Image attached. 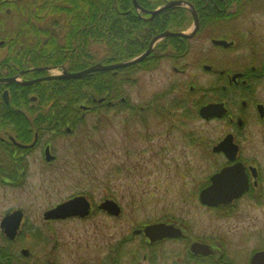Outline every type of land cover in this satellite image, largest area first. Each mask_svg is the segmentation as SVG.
Here are the masks:
<instances>
[{"label":"rangeland","instance_id":"374dc122","mask_svg":"<svg viewBox=\"0 0 264 264\" xmlns=\"http://www.w3.org/2000/svg\"><path fill=\"white\" fill-rule=\"evenodd\" d=\"M224 14L227 18L235 10L230 8ZM138 15L145 21L150 18L140 12ZM188 16L190 24L185 33L193 24L189 12ZM239 16L210 29L201 28L188 41L189 53L179 67L184 71L181 75L171 70L168 60L158 57L152 61L158 63L153 70L134 72V84L125 88L126 98L131 106L143 109L141 118L145 122L131 126L123 114L102 111L97 116H87V128L77 132L75 138L56 137L54 151L59 162L53 172L36 175L32 179L35 186L22 188V205L18 206L26 209L39 240L22 236L19 249L28 250L33 259L22 258L19 250L14 257L19 264H160L162 254L174 255L181 246L167 243L152 249L141 247L142 237H134L133 232L165 220L183 221L194 239L206 241L210 235V244L225 256L226 264H249L254 252L264 250V199L255 208L246 206L229 214L222 210L209 214L195 202L199 189L213 174L211 164L220 162V158H210L211 146L228 133L223 122L202 121L193 112V102L200 100L198 92L210 84L203 66H213L215 71H236V64H247L252 45L264 53V0L254 2ZM13 17L14 14L4 25L12 28ZM3 18L0 15V21ZM63 24L64 20L53 17L43 27L60 35ZM5 34L0 33V42H7ZM212 39L235 41L236 46L214 51ZM42 41H47V37H42ZM2 45L0 60L10 57L7 47ZM89 51L93 65H105L106 47L94 44ZM116 72L112 71L113 76ZM189 83L199 90L195 95L187 92ZM259 92L263 97L264 90ZM155 98L159 99L151 106ZM174 102L186 107L161 116L158 106L166 109ZM76 109L82 116L83 110L79 106ZM244 135L249 139L242 145L243 153L258 156V162L264 163V127L251 122ZM84 148L82 153L86 152V156L73 159L72 154ZM84 193L91 197H86L92 203L89 218L49 223L42 220L44 212L76 196H85ZM12 197L8 194L7 202ZM111 198L122 209L119 217H110L97 209ZM9 205L3 208L0 198V212L12 206Z\"/></svg>","mask_w":264,"mask_h":264},{"label":"flooded vegetation","instance_id":"af4514ba","mask_svg":"<svg viewBox=\"0 0 264 264\" xmlns=\"http://www.w3.org/2000/svg\"><path fill=\"white\" fill-rule=\"evenodd\" d=\"M211 14L214 15V13ZM199 18L201 17L198 15ZM208 28L210 29V26ZM171 32L182 33L185 30ZM171 39H178L180 42L183 40L181 38H167L159 43L160 47L155 53V50L159 46L157 43L152 52V57L153 59L158 57V60H168L172 64L171 70L181 75L184 72L179 70L181 61L189 52L181 55L169 43ZM214 41L226 40L212 39L211 44ZM227 42L232 43V46L225 49L221 46L213 45V50H230L235 48V41ZM0 43L3 44L2 47H7L10 54L12 43L8 41ZM187 43L188 41H186L188 49ZM157 52L159 53L158 56ZM251 54L247 59V64H236L238 67L236 71L222 69L215 71L213 66L204 65L203 71L210 77L208 87L200 90V92H198L199 90L196 85H192V83H189L186 87L187 92L191 95H195L196 92L199 93L197 96H200V100L197 103L193 102L192 105L195 109L197 108V118L200 117V109L207 105H222L225 110L222 118L210 120L211 122H223L228 131L223 138L211 146L212 153L210 154V158H220V162L218 164H211L213 174L208 178L206 184L199 189L195 197L196 205L209 211V214L213 210H222V213L229 214L232 210L242 209V207L246 206L255 208L261 205L264 199V163L258 162V156L255 157L250 153H243L242 150V145L249 139L244 135L248 124L255 122L264 127V96L262 97V92H259L262 89L264 90V53L257 51ZM60 69H64L68 74L78 73L77 71H71L66 65L54 66L37 62L36 65L26 63L18 66L8 58L0 60V81H4L0 83V194H2L0 198H2L3 208H5V204L12 205H9L10 207L0 212V264H19L14 257L20 250L19 244L22 242L21 239L23 237L29 236L31 239L39 240L38 231L31 226L33 223H29L28 221L26 209L18 206L22 205V188L30 184L35 186L32 179L36 175H50L53 172L59 162V157H57L54 151L55 139L62 136L69 137L73 131L69 121L70 108L67 105H55L52 101L45 102L44 100L45 96L52 95L50 88H52L54 83L67 81L45 80L49 77L62 75ZM54 72L56 74H53ZM118 73H114V77H117ZM176 88L173 87V90ZM126 97L127 95H123L118 101L114 99L109 104L114 109L115 114L119 115L117 112L119 103L130 105ZM104 101L103 98H94L91 103L102 104L105 103ZM79 108L81 111L83 110V115H80L81 117L90 113L92 109L86 103L80 105ZM127 108L129 109V107ZM140 110L143 112V109ZM56 113H64L63 118L66 121L63 123L55 122L53 119ZM228 136L232 137V143L237 148L236 158L233 162L223 153H215L213 150ZM39 165L40 169H38ZM236 165H240L243 168L246 188L242 192V195L233 199L228 204H221L216 207L202 205L199 195L203 190L211 186V178L223 169ZM8 194L13 195L12 198H8L9 202H7ZM50 210L43 213L42 220L44 222H56L45 219V214ZM14 214H19L20 220L18 226L10 230L5 223L7 222L6 220L11 223L12 220L10 218ZM161 223L180 230L181 236L176 239H164L151 245L143 235H139L142 237L141 247L145 246L152 249L153 247L162 246L167 243H176L181 246L180 251H177L174 255H169L168 253L162 254V263L159 262L160 264H226L224 261L225 256L221 255V252L210 244V235L206 241L194 239L191 229L181 220L177 222L165 220ZM194 243L208 246L209 254L207 256L194 254L191 251V246ZM210 249L212 250L211 254ZM263 251L254 252L249 258V264L255 253ZM20 252L22 258L32 261L33 256L28 250H20ZM148 258L149 255H146L145 260L148 261Z\"/></svg>","mask_w":264,"mask_h":264},{"label":"trees","instance_id":"16d2710c","mask_svg":"<svg viewBox=\"0 0 264 264\" xmlns=\"http://www.w3.org/2000/svg\"><path fill=\"white\" fill-rule=\"evenodd\" d=\"M170 1L179 0H136L138 6L146 11H155ZM182 1L192 4L201 17L199 18L201 28L205 29L223 20L229 22L237 18L252 7L254 2H258V0ZM37 5L39 8L35 9ZM0 8L2 9L0 15L4 17L0 21V33L6 32L5 40L12 43L8 58L11 62L18 66L26 63L36 65L37 62L54 66L67 64L71 71L77 72L93 65L89 50L94 44L106 47L107 55L103 63L110 65L141 55L147 50L150 41L164 31H184L190 24L188 11L184 8L166 10L152 20L145 21L139 17L132 0H0ZM230 8H234L235 14H230L226 18L224 13ZM12 14H14L13 27L10 28L4 24L12 19ZM53 17L64 20L62 29H59L60 35L52 34L43 27L46 22H52ZM42 37H47V41H42ZM186 41L188 40L183 39L180 42L178 39H171L169 43L182 55L188 53ZM159 47L160 44L157 49ZM251 47L252 52L259 51L255 45ZM152 61L151 55L139 67L118 71L117 77H114L112 72L95 73L82 80L54 83L50 88L52 95L45 96L44 100L52 101L55 105H67L70 108L69 121L73 131L69 137L75 138L77 132L87 128L85 121L90 114L97 116L102 111L114 113V109L109 104L114 99L118 101L127 94L125 88L135 82L134 72L153 70L158 63ZM94 98H103L105 103H91ZM158 99L155 98L150 105H155ZM83 103L88 104L92 109L90 113L81 117L76 108ZM185 107L181 102H174L166 109L160 106L158 109L160 115L165 116ZM196 109L193 112L197 116ZM117 112L123 114L131 126L145 122L144 118H141V110L131 105L119 103ZM64 115V113H56L53 120L63 123L66 121ZM186 116L182 117L186 118ZM94 126L91 128L92 131ZM83 150L85 148L78 149L77 152L72 150L73 159L84 158L86 152L83 154ZM83 195L91 198L89 193Z\"/></svg>","mask_w":264,"mask_h":264},{"label":"water","instance_id":"95a60500","mask_svg":"<svg viewBox=\"0 0 264 264\" xmlns=\"http://www.w3.org/2000/svg\"><path fill=\"white\" fill-rule=\"evenodd\" d=\"M135 9L144 14L149 15L150 19H153L156 15L170 9L176 8H184L186 9L192 16L193 24L192 29L188 33H173L170 31L163 32L152 39L149 44L148 49L140 56L135 57L131 60L123 61L113 65H103L101 63L93 65L86 70H83L78 73L68 74L64 69H60L62 75L56 77H49L45 80H81L89 75L95 73H107L115 70L126 69L137 64L143 62L147 57L151 55L154 51L155 45L167 38H181L186 40H191L199 30V20L197 16V12L194 7L186 2V1H170L166 3L164 6L160 7L155 11H146L140 8L136 2V0H132ZM1 45V43H0ZM214 46H221L223 48H228L232 46L225 41H214ZM208 70V68H206ZM4 82V81H0ZM11 82V81H10ZM35 83V82H34ZM31 84V83H29ZM103 101V100H101ZM225 114V110L222 105H207L202 107L199 111V116L204 121H210L214 118H222ZM215 153H223L226 157L233 162L236 158L237 148L232 143V137H226L218 146L214 149ZM246 188L245 178L243 177V168L240 165H236L231 168L223 169L220 173L214 175L211 178V186L203 190L199 199L202 205L205 206H213L216 207L221 204H228L233 199H236L242 195V192ZM91 205L89 201L83 197H75L70 199L69 201L62 203L56 206L54 209L50 210L45 214L46 220H54V221H63L72 218H80L85 219L90 216ZM100 211L106 212L109 216L119 217L121 213V209L118 205L110 200L104 201L98 208ZM16 219V223H15ZM10 223L6 220L4 223L11 230L12 228H16L18 226V222L20 220L19 214H14L11 216ZM15 223V224H14ZM143 234L145 238H147L151 244L156 242H160L164 239H176L181 236L180 230L174 228L173 226H168L162 223L153 224L146 226L143 229L136 230L133 232V235ZM191 251L196 255L207 256L209 254V248L206 245H201L198 243H194L191 246ZM212 253L210 249V254ZM250 264H264V251L257 252L251 258Z\"/></svg>","mask_w":264,"mask_h":264},{"label":"bare ground","instance_id":"6f19581e","mask_svg":"<svg viewBox=\"0 0 264 264\" xmlns=\"http://www.w3.org/2000/svg\"><path fill=\"white\" fill-rule=\"evenodd\" d=\"M131 60V59H130ZM110 65H113V64H110Z\"/></svg>","mask_w":264,"mask_h":264}]
</instances>
